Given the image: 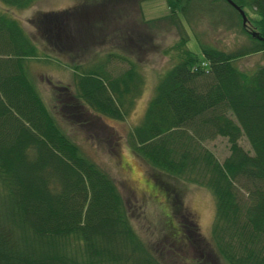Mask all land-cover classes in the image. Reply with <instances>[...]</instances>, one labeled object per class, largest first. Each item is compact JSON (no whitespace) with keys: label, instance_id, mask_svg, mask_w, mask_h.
<instances>
[{"label":"trees","instance_id":"obj_1","mask_svg":"<svg viewBox=\"0 0 264 264\" xmlns=\"http://www.w3.org/2000/svg\"><path fill=\"white\" fill-rule=\"evenodd\" d=\"M2 1L24 7L33 0ZM215 1L165 0L162 17L181 29L175 57L129 141L154 167L211 191V235L226 264H264V62L251 69L236 62L264 51V0H233L246 14L244 24L227 0ZM180 15L191 29L206 17L246 38L224 48L193 29L200 49L194 51ZM122 50L74 63L75 91L62 88L69 99L62 106L68 101L77 109L78 123L123 117L141 91L144 78L133 60L116 72L106 67L112 57L129 58ZM36 54L18 19L0 10V264H158L113 178L49 111L26 68ZM217 135L228 141L222 159L205 143Z\"/></svg>","mask_w":264,"mask_h":264},{"label":"rangeland","instance_id":"obj_2","mask_svg":"<svg viewBox=\"0 0 264 264\" xmlns=\"http://www.w3.org/2000/svg\"><path fill=\"white\" fill-rule=\"evenodd\" d=\"M215 2L224 4L222 0ZM72 5L74 9L64 15L46 13ZM0 10L17 18L37 44V54L26 58L28 74L58 123L113 178L136 231L160 261L158 264H190L185 260L197 252L193 247L197 243L193 241L186 248L182 240L175 241L171 237L183 233L180 227L184 222L182 218L193 214L199 234L203 236L201 240L206 241L197 247L204 254L202 262L208 263L210 258L206 251L217 252L211 235L214 215L211 191L206 186L154 167L134 150L129 141V131L139 122L155 83L175 57L172 44L179 38L181 29L162 17L168 12L165 0H33L24 7L0 0ZM221 15L227 14L223 12ZM180 17L188 32L186 45L194 51H200L194 30H205L202 37L224 48H233L246 38L237 29L210 25L206 17L194 23L193 30ZM117 41L124 43L121 48L126 49V52L122 51L129 60L112 57L107 69L119 71L133 60L144 78L142 89L134 95L123 117L101 114L93 116L94 122L80 124L77 109L68 106V101L62 106L69 100L64 98L62 90L75 91L73 65L101 58L108 47H120ZM236 62L246 69L254 68L264 62V51L245 54ZM239 142L250 150L243 134ZM205 143L218 159L229 151L227 138L223 135ZM217 256L220 264H226L220 254Z\"/></svg>","mask_w":264,"mask_h":264},{"label":"flooded vegetation","instance_id":"obj_3","mask_svg":"<svg viewBox=\"0 0 264 264\" xmlns=\"http://www.w3.org/2000/svg\"><path fill=\"white\" fill-rule=\"evenodd\" d=\"M119 33H121V30H119ZM117 36H118V38L123 39L120 35H117ZM117 42L119 43L120 47L117 48L116 50H120L121 46L124 43H121L120 41H117ZM110 48H112V47H108L106 50H108ZM112 49L114 50L115 48H112ZM89 113H90L89 110L85 111L86 116H88ZM89 122H94L93 117L89 119ZM193 215L182 218L184 222L180 223V227L182 228L181 230L183 233L180 235L177 234V235H175L176 237L173 236L171 238H173L175 241L182 240V242L186 245V248H188L189 245L193 244L194 243L193 241H195L197 244H195L193 247L195 248V250H197V252H194L195 254H192V256L187 257L185 261H188L190 264H200L203 260L202 256L204 254L199 249V247H197V246H201L203 244H206V241L201 240L203 238V236L199 234L200 232L198 230V223L196 222L195 216L193 217ZM200 242H202V243H200ZM205 254L207 257L210 258V261H209L210 263L220 264V262L218 260L219 258L217 256L218 253L215 250H213V251L208 250V251H206ZM188 258H190V259H188ZM201 264H207V263L202 262Z\"/></svg>","mask_w":264,"mask_h":264},{"label":"water","instance_id":"obj_4","mask_svg":"<svg viewBox=\"0 0 264 264\" xmlns=\"http://www.w3.org/2000/svg\"><path fill=\"white\" fill-rule=\"evenodd\" d=\"M227 1H228L233 7H235V8L238 10V12H239V14H240V16H241V21H242V23H243V24L246 23V14H245L243 8H242L241 6H239L238 4H236L233 0H227ZM251 33H252V34H256L255 31H251Z\"/></svg>","mask_w":264,"mask_h":264}]
</instances>
